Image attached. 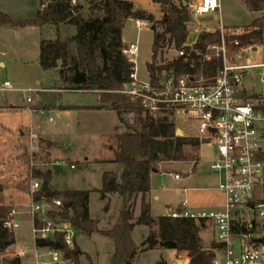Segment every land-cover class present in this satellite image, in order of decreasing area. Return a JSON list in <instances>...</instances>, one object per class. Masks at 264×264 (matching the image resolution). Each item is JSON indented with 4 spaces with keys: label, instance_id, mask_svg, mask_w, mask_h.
Instances as JSON below:
<instances>
[{
    "label": "trees",
    "instance_id": "obj_1",
    "mask_svg": "<svg viewBox=\"0 0 264 264\" xmlns=\"http://www.w3.org/2000/svg\"><path fill=\"white\" fill-rule=\"evenodd\" d=\"M161 8L162 17L144 9H136L127 0H91L90 16L84 14L83 5L76 0H40L41 7L36 15L27 20H13L0 11V29H23L26 27H55L54 40L42 39L39 51V66L43 71H56L62 90L92 92L100 95L98 110H111L117 114L120 126L116 127L112 140L113 159L119 173L106 172L103 186L94 190H53V172L50 168L31 170V176L38 181L37 202H45L49 209L47 221L55 224H68L77 233L86 236L99 234L113 241L115 252L111 264H132L139 253L133 233L137 227L151 229L142 243L144 251L171 250L178 256L187 255L189 264H213L216 257L213 249L204 247L201 232L209 226L206 220L193 218H172L153 216L150 202L151 175L158 167L172 163H198L193 149H200L201 143L188 136L177 135V125L172 110L152 114L140 101H133L122 93L130 82L133 65L124 54L123 30L128 20L147 22L153 31L152 59L146 64L150 77L159 82L171 74L213 78L222 67L216 59L204 61L201 55L206 48L220 41L219 31L206 32L197 38L193 48L186 45L189 24L178 28L175 23L188 11L189 0H152ZM251 13L264 11V0H243ZM74 29V32L61 37V26ZM252 26L264 28V16L253 21ZM257 42L255 37L240 38V46ZM263 42V41H262ZM188 54L169 59L168 51ZM231 53H237L239 46H231ZM193 50V51H192ZM55 147L57 144L41 141ZM115 180L114 191L110 182ZM6 187L0 181V264H23L17 255L8 251L17 243L15 232L4 227L6 221L13 220L14 207L7 204L3 194ZM99 193L102 200L115 193L122 201L119 220L109 230H101L98 221L90 215V196ZM141 197L140 213L135 215L138 199ZM60 201L61 206H56ZM45 222L40 215L36 226L42 228ZM156 228V231L153 229ZM246 233V230H243ZM38 250L58 251L72 264H81L83 252L75 243L73 248L66 246L63 235L56 233L48 239H36ZM156 264H168L161 258Z\"/></svg>",
    "mask_w": 264,
    "mask_h": 264
},
{
    "label": "rangeland",
    "instance_id": "obj_2",
    "mask_svg": "<svg viewBox=\"0 0 264 264\" xmlns=\"http://www.w3.org/2000/svg\"><path fill=\"white\" fill-rule=\"evenodd\" d=\"M83 5L85 16L89 17V7L91 0H77ZM144 0H139L143 3ZM221 17L216 20L208 17L203 24L207 26H219L220 21L228 28L253 27L254 20L264 16L263 13H251L243 0H221ZM140 5V4H138ZM41 8L40 0H0V11L9 15L13 20H27L33 18ZM150 9L156 16H160L158 6L151 7L149 4L143 6ZM252 22V23H251ZM195 24L189 26V36L187 46L196 43L197 36L194 33ZM205 29V28H204ZM74 29L61 26L59 34L61 37L69 36ZM55 27L45 29L38 27H26L23 29H0V80H8L12 83L13 91L2 98L9 103V108L0 111V155L11 158L18 150L29 151L16 156L12 160L21 159V167L16 171H4L2 166H7L9 160L0 157V178L2 184L8 189L10 203L14 210L24 214L30 209L31 201L28 197L29 183L31 179V138L29 134L41 135L51 142L59 144L60 148L52 153V158L47 155L51 150V145L42 144L38 140L34 141V162L41 169L50 168L53 172L51 188L54 190H93L101 189L103 186V175L106 172L119 173L117 165L109 161L101 162L113 157L112 148L114 142L112 136L115 127H119V132H124V127L120 126L117 114L114 111L91 112L82 108L84 105H97L99 103L98 94L92 92L66 91L55 94L48 92L36 93L33 103L36 100H49L50 96L57 100V108L44 111H31L29 104L25 106V101L21 91L23 90H44L59 89L58 76L56 71H43L39 66V49L42 39L54 40L57 36ZM123 40L126 44L138 43L139 57L137 71L141 82L149 81V73L146 63L152 59L153 31L150 25H146L139 30L133 20H128L123 30ZM179 55V52L168 51L167 57L172 59ZM235 54H230L235 62ZM261 58L251 59L252 64H260ZM246 63V62H245ZM255 72L253 80L256 91L264 88L260 84V70ZM248 92L254 91L246 82ZM59 105H67L64 111ZM71 107V108H69ZM177 125V124H176ZM181 128L185 136L191 137L188 130ZM38 142V143H37ZM39 146V148H38ZM57 146V145H56ZM41 147V148H40ZM54 148V147H53ZM58 148V146H57ZM194 157H198V163L194 168V162L164 164L158 167V175L153 177L155 196L151 198L153 216L168 215L171 209L176 208L181 202H189V210L194 213L214 211L216 205H220L222 195L217 190L219 179L211 171L210 166L214 150L201 145L200 150H191ZM59 162L58 164H55ZM69 163H74L75 168L70 169ZM18 172V173H14ZM182 176L181 181H175L174 174ZM19 187V188H16ZM184 189L187 192H184ZM22 197V198H21ZM110 200H102L99 193L92 192L90 196L91 216L100 220L101 227L107 229L115 225L119 220V213L122 201L117 196L110 197ZM12 199V200H11ZM20 199V200H19ZM25 213V214H27ZM17 215V216H18ZM28 216V215H26ZM24 219V216L22 215ZM25 220V219H24ZM14 230L17 237V249L23 250L26 256L21 258L23 264H51V256H47L43 250L35 253V239L32 235V224L30 222L20 223ZM201 232L204 247L211 241L212 228ZM148 228H139L134 233V241L139 246V254L132 264H156L161 257L173 259L174 251L157 249L147 250L141 246L146 239ZM150 234V233H149ZM149 236V235H148ZM147 236V237H148ZM109 239L101 235H94L90 241L82 245L94 255L99 252L100 257L97 264H110L107 258V246ZM9 255H16L13 250L8 251ZM185 254L178 256L183 259ZM81 264L88 263L86 259Z\"/></svg>",
    "mask_w": 264,
    "mask_h": 264
},
{
    "label": "built area",
    "instance_id": "obj_3",
    "mask_svg": "<svg viewBox=\"0 0 264 264\" xmlns=\"http://www.w3.org/2000/svg\"><path fill=\"white\" fill-rule=\"evenodd\" d=\"M73 3L76 1L73 0ZM187 4L190 16L188 24L196 23L194 33L197 38L206 32L220 33L218 43L209 45L204 54L197 53L204 61H221L222 67L216 76L205 78L171 74L155 82L149 75L148 82H141L137 71L139 46L131 42L125 46L124 54L133 68L130 82L122 93L133 101H140L152 114L172 110L177 125L187 129L190 136L201 145L215 151L210 169L218 176L217 190L223 195V208L193 214L187 210L185 202L181 210L172 212L170 216L205 219L213 223L219 246L213 264H264V91L248 92L243 88L245 78L254 70H260V82L264 85V28L253 26L227 29L221 21L219 26H207L203 23L208 17L214 16L216 20L221 17V0H189ZM134 24L139 30L148 25L140 20H135ZM243 37H255L257 42L240 46V38ZM231 46H239L235 62L230 57ZM187 54L185 49L179 52L181 57ZM256 57L262 59L260 64L251 63V59ZM240 60L244 61L238 62ZM12 91L10 81L0 80V98ZM36 93L37 90L21 91L28 105L33 104L32 96ZM178 131L186 135L181 128ZM30 138L32 141L36 139L33 135ZM30 151L31 170L38 169L39 166L34 162L33 146ZM174 178L182 179L180 175ZM39 188V182L31 176V205L28 214L34 239H48L61 233L66 246L73 248L77 232L68 224L58 225L47 221L49 206L35 200ZM54 203L61 206L60 201ZM38 215L45 222L42 228L36 226ZM4 227L14 231L19 224L11 220L6 221ZM49 254L51 264H72L64 259L61 252ZM17 255L25 257L23 252Z\"/></svg>",
    "mask_w": 264,
    "mask_h": 264
},
{
    "label": "crops",
    "instance_id": "obj_4",
    "mask_svg": "<svg viewBox=\"0 0 264 264\" xmlns=\"http://www.w3.org/2000/svg\"><path fill=\"white\" fill-rule=\"evenodd\" d=\"M76 1V0H75ZM127 1H129V2H131V3H133V5L135 6V8L136 9H144V10H147L148 12H150V13H152L153 15H155L150 9H145V8H143V6L145 5V4H149V6H153V7H155V6H158L159 7V9H160V16H156L155 15V17L157 18V19H160L161 17H162V12H161V8H160V6L159 5H157V4H155V3H153L152 2V0H144L143 1V3L141 2V3H139V0H127ZM41 4V3H40ZM138 4H140V5H138ZM187 4V3H186ZM186 6H188V4L186 5ZM40 9H42V7L40 8ZM258 13H263V12H258ZM215 19H216V17H214ZM135 20H133V22H134ZM253 22V21H252ZM251 22V23H252ZM47 27H50V26H45V27H43V29H45V28H47ZM57 36H54L53 37V39H55ZM123 42H124V45L125 46H127L128 44H126L125 43V41L123 40ZM39 51H40V49H39ZM244 60H240V61H238V62H243ZM147 64V63H146ZM255 71V70H254ZM255 72H251V73H249V75H247V77L245 78V80H244V83H243V88L245 89V90H247L246 89V87H248V86H246V82H249V87H251L252 89L251 90H253L254 89V91L253 92H256V89H255V84H254V82H253V80H254V78H255ZM59 84V83H58ZM260 84H261V87H263L264 85L260 82ZM60 86V88L58 89H44V90H37L38 91V93H41V92H48V93H50V94H55V93H59L60 94V92H66L67 90H62V86L61 85H59ZM262 91H264V88L262 89ZM260 92V91H259ZM96 94H98V93H96ZM98 97H99V103L97 104V105H92V106H89V105H84V106H81L82 108H86V109H89V111H91V112H97V111H111V110H98V109H96V107H98V106H100V104H101V100H100V95L98 94ZM24 100V99H23ZM57 100H54V98H52L51 96H50V98H49V100H36V102H35V104L33 103V104H31V109L33 110V111H36V110H41V111H48V110H52V109H56L58 106H57ZM9 103L5 100V98H0V111H2V110H4V109H8L9 108ZM28 106V104H26V102H25V106L24 107H27ZM59 108L60 109H62L63 108V110L64 111H66L65 109L66 108H68V106L67 105H59ZM69 108H71V107H69ZM36 112H38V111H36ZM115 129H116V127H115ZM115 129H114V131H115ZM31 135H33L32 133H30L29 134V137L31 136ZM34 137H36V139L35 140H38V142H41V141H46V142H51V141H49V140H46L45 138H43V137H40L41 135H33ZM34 140V141H35ZM34 141H32L31 140V142H32V145H34ZM37 142V143H38ZM51 143H54V142H51ZM55 144H57V143H55ZM32 145H31V147H32ZM57 146H58V148H57ZM57 146H55L54 148H52L51 150H49V151H47V155H49L50 154V156H51V158H52V162H54L53 161V157H52V153H53V151L54 150H56V149H59L60 148V146H59V144H57ZM203 146H205V145H203ZM207 147H209V146H207ZM38 148H39V146H38ZM41 148V147H40ZM201 148V147H200ZM209 148H211V147H209ZM211 149H213V148H211ZM198 150H200V149H198ZM214 150V149H213ZM29 153V151H21L20 149L18 150V152L16 153V154H14V155H12V157L11 158H5V157H3V156H1L0 155V157L1 158H4V159H6V160H9V164H7V166H2V168L4 169V171H11V170H14V171H16L19 167H21V159L19 158V159H17V160H12V159H14V158H16V156H19L20 154H22V153ZM198 158V157H197ZM113 159V157H111L110 159H107V160H101V162H104V161H111ZM215 159V151L213 152V156H212V161ZM0 165H2L1 164V162H0ZM69 165V168L70 169H74L75 168V165H74V163H69L68 164ZM72 166H74V168H71ZM195 167H196V165H194V168L193 169H195ZM112 172V171H111ZM14 173H18V172H14ZM115 173V172H114ZM159 173L157 172V171H154L153 173H152V175H151V188H152V190H151V192L148 194V196H147V200L150 202V205H151V198H153L156 194H155V192H154V186H153V177L155 176V175H158ZM175 175H180L179 173H175L173 176H175ZM181 176V175H180ZM181 178H182V176H181ZM217 178H218V176H217ZM175 179V178H174ZM182 180V179H181ZM181 180H175V181H181ZM0 181H1V178H0ZM30 181H31V179H30ZM2 182V181H1ZM114 185H115V180H113V181H111L110 182V189H111V191H114ZM16 188H19V187H17L16 186ZM29 188H30V183H29ZM8 189H6L5 191H4V194H3V197H4V199H5V201L7 202V204H9V205H12L11 203H10V198L9 197H7L8 196V191H7ZM54 190V189H53ZM94 190V189H93ZM184 192H187V190L186 189H184ZM155 194V195H154ZM222 195V194H221ZM112 196H117L118 197V195H116L115 193H113V194H111V195H108V197L105 199V201H107V200H110L111 198L110 197H112ZM28 197H29V199H30V196H29V191H28ZM22 198V197H21ZM119 198V197H118ZM155 199L156 200H158V197H156L155 196ZM12 200V199H11ZM20 200V199H19ZM31 201V200H30ZM185 202H187V206H186V208H187V210L189 211V212H191V213H193V214H199V213H194V212H192V211H190L189 210V202L187 201V200H185L184 202H181L176 208H174V209H171L170 210V212H169V214L168 215H164V216H170V214L172 213V212H174V211H177V210H181V208H182V206L184 205V203ZM140 203H141V197L138 199V202H137V204H136V208H135V215L136 216H138L139 215V213H140ZM223 203H224V198H223V195H222V199H221V202H220V205H216V207L214 208V211H219V210H221L222 208H223ZM13 206V205H12ZM151 210H152V207H151ZM14 212H15V214H14V216H13V221L14 222H16V223H18V222H20V223H27V222H30L31 224H32V222H31V219H30V216H29V214L27 213V212H23L24 214H21L20 215V213H19V215H18V212H16L15 210H14ZM29 212V211H28ZM25 213H27V214H25ZM202 213H204V212H202ZM18 215V216H17ZM22 215L24 216V219L22 218ZM26 215H28V216H26ZM90 215H91V211H90ZM92 217V216H91ZM155 217H157V216H155ZM92 219H94L93 217H92ZM94 220H96V219H94ZM96 221H98V225H99V228L101 229V230H109V229H111L112 227H109V228H107V229H105V228H103V227H101V225H100V220H96ZM205 224L206 225H208V224H210V226H211V228H212V232H211V241H210V243H209V245L206 247L207 249H213L214 251H215V253L217 254L218 253V251H219V246H218V244H217V242H216V232H215V229H214V226H213V223L211 222V221H209V220H206V222H205ZM139 228H148V227H144V226H140V227H137L136 229H135V231H137V229H139ZM33 229V228H32ZM148 229H150V228H148ZM151 230V229H150ZM154 231H156V228H154L153 229ZM135 231H134V233H135ZM151 232V231H150ZM150 232H146V238H147V236L149 235V233ZM134 233H133V238H134ZM32 235H33V232H32ZM94 235H99V234H94ZM94 235H92V236H86V235H83V234H81V233H77L76 234V238H75V243L79 246V248L81 249V251L83 252V255H82V257H81V259H82V261H84L85 259H86V261L89 263H91V264H97L98 263V260H99V257H100V253L99 252H97L95 255H94V253L92 254V253H90L89 251H87L86 249H85V246L84 245H82L84 242H86V241H90V239H92V237L94 236ZM15 236H16V234H15ZM102 236V235H101ZM34 237V236H33ZM103 237H105V236H103ZM107 238V237H106ZM16 239H17V237H16ZM109 239V238H108ZM109 241L110 242H108V246H107V258H108V260H109V263L111 264V261H112V257H113V254H114V252H115V245H114V243H113V241L112 240H110L109 239ZM143 243V242H142ZM34 244H35V242H34ZM137 245V244H136ZM138 246V245H137ZM35 248H36V246H35ZM11 250H13V251H15L17 254H19L20 252H23V253H25L23 250H20V249H17V243H16V245L14 246V247H12L11 249H10V251ZM37 252H38V249L36 248V250H35V253L37 254ZM46 252V255L47 256H50V254H49V252H47V251H45ZM139 254V253H138ZM174 255H173V259H168V258H164L163 257V259H165L167 262H168V264H176V263H181V262H183V263H187V264H189L190 263V259L187 257V255L186 256H183V259H178V255L176 254V252H174L173 253ZM25 256H26V253H25ZM138 256V255H137ZM21 258V257H20ZM23 258V257H22ZM162 258V257H161Z\"/></svg>",
    "mask_w": 264,
    "mask_h": 264
},
{
    "label": "water",
    "instance_id": "obj_5",
    "mask_svg": "<svg viewBox=\"0 0 264 264\" xmlns=\"http://www.w3.org/2000/svg\"><path fill=\"white\" fill-rule=\"evenodd\" d=\"M187 4L185 3V6H186ZM190 22V16H189V14L188 13H186L185 14V16L182 18V19H180L179 21H177L176 23H175V27L176 28H178L179 26H181V25H183V24H186V23H189ZM177 135L178 136H183V134H182V132L181 131H178L177 132Z\"/></svg>",
    "mask_w": 264,
    "mask_h": 264
}]
</instances>
